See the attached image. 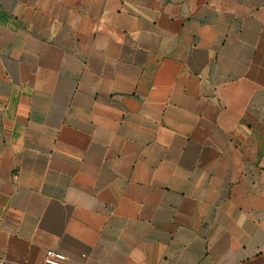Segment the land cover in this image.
<instances>
[{
  "label": "crops",
  "instance_id": "obj_1",
  "mask_svg": "<svg viewBox=\"0 0 264 264\" xmlns=\"http://www.w3.org/2000/svg\"><path fill=\"white\" fill-rule=\"evenodd\" d=\"M264 264V0H0V264Z\"/></svg>",
  "mask_w": 264,
  "mask_h": 264
},
{
  "label": "built area",
  "instance_id": "obj_2",
  "mask_svg": "<svg viewBox=\"0 0 264 264\" xmlns=\"http://www.w3.org/2000/svg\"><path fill=\"white\" fill-rule=\"evenodd\" d=\"M65 260V255L54 250H46L44 255L45 264H61Z\"/></svg>",
  "mask_w": 264,
  "mask_h": 264
}]
</instances>
